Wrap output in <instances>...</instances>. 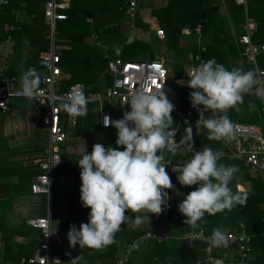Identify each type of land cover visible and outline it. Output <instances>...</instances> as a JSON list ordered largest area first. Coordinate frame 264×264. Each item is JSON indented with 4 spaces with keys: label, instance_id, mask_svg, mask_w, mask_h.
<instances>
[{
    "label": "trees",
    "instance_id": "16d2710c",
    "mask_svg": "<svg viewBox=\"0 0 264 264\" xmlns=\"http://www.w3.org/2000/svg\"><path fill=\"white\" fill-rule=\"evenodd\" d=\"M5 5L0 6V41L10 39L11 52L9 54V65L3 72L2 77L20 78L32 65H34L39 54L49 48L48 29L44 18V6L48 0H6ZM147 2V1H146ZM146 2L140 0L138 3L135 24H139L140 11L146 7ZM225 11L220 10L221 0H166V4L158 8H150V16L157 18L159 30L164 33L162 41L173 46L174 56L177 57L180 68L176 70L177 78H182L185 64L189 63L196 67L199 65L194 58L199 56L202 60L215 59L217 63L223 64L227 69L240 68L244 71H252V65L247 64L241 55L243 48L238 42L243 33L242 26L245 16L252 18L256 23V30L252 37L254 44H264V0H247L246 7L237 5L235 0H224ZM147 9V8H146ZM66 19L57 22V43L60 45L61 70L66 77L62 79L60 89L68 90L74 83H83L87 91L102 92L99 80L104 78V91L110 85L107 75V61L115 57L111 52H101L95 42H99L98 35L106 30H114L125 24L127 27L126 6L123 0H71L70 6L64 11ZM22 15V18H18ZM90 19L91 23L86 20ZM125 22V23H124ZM144 28L145 25H143ZM197 26L201 28L202 42L200 46H181L184 37L183 30L193 31ZM12 27V28H10ZM233 31V34L232 32ZM96 34L93 43L87 39ZM193 35V34H192ZM191 35V36H192ZM161 41V42H162ZM120 43H123L121 41ZM100 44V43H99ZM135 44L148 45L147 41L135 39L128 45L121 46L120 57L124 60H136L139 55L132 47ZM204 47V51L201 48ZM114 53V52H113ZM192 55L190 60L188 55ZM257 66L264 69V52L256 57ZM192 90L182 85L174 84L171 91V102L186 107L190 100ZM244 102L240 105V111L229 110V118L233 122L258 125L260 102L252 89L244 95ZM16 101V100H15ZM17 99L13 107L22 108ZM25 104V103H24ZM251 105V106H250ZM12 107L0 112V206L3 203L10 204L19 197L37 198L41 205H46L45 195H33L30 192L32 180L39 176L42 171L38 166L32 164V157H40L46 147V136L40 132V119L38 128L34 132V140L30 147H17L10 142V138L1 132L2 123L9 115ZM104 109L108 107L105 105ZM22 113V115H24ZM172 115V113H171ZM211 115V112H209ZM174 119L173 129L177 130L176 139L179 143L186 136L185 128L192 127V144L196 151H202L204 146L213 150L223 151L221 163L235 165L239 172L231 181L230 187L236 190L238 184L244 187L242 193H247L244 205H237L232 211L225 210L215 215L205 214L200 227L193 229L185 224L186 217L178 215V205L187 194L194 191L196 186H181L177 180V173L166 169L171 176L174 190H170L175 196V202L168 206L166 212L159 216L151 215L149 223L136 226L127 223L116 233L115 243L102 249H82L83 260L80 264H116L119 260V247H127L147 233H165L171 236L166 242H158L154 238L140 244V249L129 257L125 264H213L217 260H223L224 264H264V176L260 172L251 173L249 168L241 161L230 158L227 150L217 142L202 136L196 140L193 124L189 121L177 123ZM242 121V122H240ZM245 121V122H243ZM187 122V125L186 123ZM66 131V139L58 145L61 156L68 157L70 163L66 167H59L55 173L57 179L54 190L57 191L52 197L59 193L64 196V213L59 222L60 231L67 236L70 226L75 225L77 230L81 223L88 222L90 209L83 207L80 201V193L74 182L69 184L68 189L60 187L65 178H80L78 160L85 150L88 154L92 146L102 143L105 147H118L116 129H103L98 124V112L95 106L88 105L86 116L77 117L75 127ZM95 142V143H94ZM191 141L182 145L186 152H180L174 156L165 151V163L183 165L193 155L188 150ZM80 148L84 150L79 151ZM68 146H71L69 148ZM84 148H83V147ZM73 147V148H72ZM119 150L123 151L120 147ZM59 183V186L56 184ZM11 210V205L5 208V214L0 213V264H20L21 259L30 257L41 241V233L26 224V220L19 223H10L5 216ZM35 217L45 216L42 210L35 209ZM147 213H136L135 215H146ZM129 216H133L131 212ZM217 227H227L229 233H245L249 237L248 257L241 261L238 245L232 244L227 248L214 247L209 254L205 252V245L195 242L189 246L187 241L177 236L185 231L203 229L206 234L212 235V230ZM54 234V232H53ZM54 239V238H53ZM54 251L60 257L61 264H69L73 255L67 249L54 245ZM67 254V255H66ZM137 256V261H134Z\"/></svg>",
    "mask_w": 264,
    "mask_h": 264
},
{
    "label": "clouds",
    "instance_id": "9594fccd",
    "mask_svg": "<svg viewBox=\"0 0 264 264\" xmlns=\"http://www.w3.org/2000/svg\"><path fill=\"white\" fill-rule=\"evenodd\" d=\"M187 76V87L192 90V107L199 111L203 106L196 125L207 129L209 140L233 139L238 125L229 118L228 112L241 110L244 95L255 83L254 72L240 68L229 70L210 59L193 67ZM41 82L38 72L28 69L21 77V94L34 99L41 93ZM81 88V85L74 86L59 105V109L71 117L88 113L89 100ZM162 88L151 93L134 92L126 104L131 110L124 112L122 119L104 117V127L116 129L115 144L118 147L96 143L90 154L85 150L78 160L80 201L90 212L88 222L81 223L79 230L75 225L70 226L67 239L71 248L79 245L81 249L102 250L115 243L116 233L122 225L132 223L139 226L145 221L149 223L151 215L162 214L170 199L168 190H174L166 170L171 161L165 163L163 153L173 152L179 144L189 140L192 157L183 166L172 168V172L178 174L181 186H196L178 205V211L186 217L184 223L196 229L205 214L232 211L237 205L246 203L247 193L234 192L230 187L239 168L220 162L223 151L207 146L202 151H193L191 126L185 128L187 135L179 144L175 142L176 131L172 128L174 119L171 115L175 105ZM205 112H211V115L205 117ZM120 147L123 151L119 150ZM129 212L133 216H129ZM230 239L227 227L214 228L208 237L211 246L217 248H227ZM81 260L83 255L71 259L69 264H80ZM215 264H224V261L217 260Z\"/></svg>",
    "mask_w": 264,
    "mask_h": 264
},
{
    "label": "built area",
    "instance_id": "2783aa9c",
    "mask_svg": "<svg viewBox=\"0 0 264 264\" xmlns=\"http://www.w3.org/2000/svg\"><path fill=\"white\" fill-rule=\"evenodd\" d=\"M71 0H48L44 6V18L48 27V39L49 48L39 54L37 62L30 67L38 72L41 78L40 90L41 93L34 99L25 98L21 92V78H0V112L8 110V106L17 99L30 100L34 103V110L40 116L42 129L46 135V147L40 157L32 159V164L38 166L42 173L35 177L30 184V192L33 195H45L47 199H51L54 191V183L57 179L55 173L59 167H66L70 163L68 157H63L58 150V145L63 143L66 139V131L75 127L77 117H71L62 110L59 109L60 103L66 98V94L76 85H81V90L89 100L88 105L95 106L98 112V124L103 129L110 127H104V117H113V113L117 108L126 109L130 111V107L127 104L128 98L136 91L156 92L159 91L162 86V91L167 98L171 100V93L165 91V86L168 83V70L165 63L160 58L154 60L142 59V60H124L119 55L121 48L116 51V55L107 61V75L110 78V85L103 92H90L87 91L83 83H74L69 86L68 90L62 91L60 89L63 72L61 70V58H60V45L57 43V22L66 19L64 13L69 8ZM140 0H123L126 6L127 25L130 32L135 30V16L137 15L138 3ZM148 0H143L146 2ZM6 0H0V6L5 5ZM237 5H243L246 7L247 0H235ZM87 21H90L87 19ZM91 22V21H90ZM12 28V27H10ZM256 30V23L252 18L245 16L244 24L242 26V34L238 38V42L242 45V56L246 60L247 64L252 65V71L255 76V83L252 86V91L260 102L259 118L260 123L258 125H247L234 122L238 127L235 130V136L231 140H212L220 143L228 152L230 158L241 161L245 166L249 168L251 173L260 172L264 176V69L257 66L256 57L260 52H264V44H254L252 37ZM183 34L185 36L195 35L198 38L201 36V28L197 26L193 31L190 29H184ZM158 38L163 39L164 33L161 30L156 31ZM93 38L96 39V34H93ZM10 40L9 37L6 40L0 41V76L8 67V59L5 53L6 42ZM135 40L134 33L130 34L125 44H130ZM96 44L99 43L96 41ZM204 51V47L201 48ZM199 64L204 61L199 56L194 58ZM206 62V61H205ZM190 72V71H189ZM188 72V73H189ZM189 77L184 79L174 80L175 83L183 86H187ZM183 81V83H178ZM175 109L172 115L176 119L177 123L189 121L195 128L196 136L198 140L202 136L208 137V131L203 126H197L196 122L199 119V111H203V106H200L199 111L193 108L191 103L186 107H181L178 103H173ZM108 109L105 110L104 106ZM209 113L205 112V117ZM122 119V118H121ZM176 134L174 140L177 144ZM189 150V149H188ZM186 152V149L179 144L177 149L173 152H168L170 156H174L180 152ZM190 151V150H189ZM193 151H196L193 147ZM192 152V151H190ZM176 165L169 164L168 169L172 170ZM170 197L168 206L175 202L174 194L168 190ZM181 203V202H180ZM168 206L163 212L168 210ZM178 215L184 217L179 211ZM26 224L30 227L39 230L41 233V241L37 245L34 253L27 258H23L20 264H61L60 257L54 251L53 230L51 225V214L47 212L45 216L29 218L26 220ZM264 228V220H263ZM231 239L229 245H238L241 261L243 262L248 257L249 237L245 233H229ZM211 235L206 234L203 229L189 230L179 234L178 238L187 241L189 246H192L195 242H200L205 245V252L209 254L214 246H211L208 237ZM154 238L158 242H166L171 236L165 233H147L132 244L125 247V253L123 257H120L116 264H125L128 258L140 249V244L146 240ZM47 258L45 260L44 258ZM195 264H202L196 262Z\"/></svg>",
    "mask_w": 264,
    "mask_h": 264
},
{
    "label": "rangeland",
    "instance_id": "374dc122",
    "mask_svg": "<svg viewBox=\"0 0 264 264\" xmlns=\"http://www.w3.org/2000/svg\"><path fill=\"white\" fill-rule=\"evenodd\" d=\"M151 6H157V3H155L154 0L147 1L145 7L150 9ZM145 9L143 10V12H145ZM141 12L142 11H140V16L142 17L144 13L142 15ZM129 35H130V29L128 25L126 27L125 24L122 25V27H119L114 30H106L104 32H100V34L98 35L99 36L98 40L100 43L98 49L103 53L109 51L111 52V54H114L115 56L117 49L121 48V46L123 45H128L125 44V42ZM145 37L147 39L148 45L135 44L132 47L136 52H138L139 55L138 59L136 60H142V59L146 60L149 58L151 53H154L156 57H162L165 60L166 63L165 66L168 69V81L172 85V80L177 78V76H179V74L176 76V70H178L177 68H180L179 66L180 63L178 61L179 58L177 59V57H175L173 53V46L165 43L164 41L161 42L159 40H156V38H154L150 32L145 33ZM192 39H193L192 37L184 36L181 40L180 45L187 46L189 44V41H191ZM121 41H123V43H120ZM98 83L100 84V90L103 92L104 86L102 85L104 84V78L102 77ZM29 102L30 104H32L31 101ZM124 112H126L125 108L124 109L117 108L114 111V115L116 119L123 118ZM36 119L37 118H35L34 116V118H29L28 120H26V118H24L21 114L13 112L12 114H9L8 116L5 117V120L2 123L1 132L4 136L10 138V142L13 145L17 147H22V146L30 147L31 145H33L31 143V140H34L33 133L37 128ZM42 131L43 129L40 130L41 133ZM196 139L198 140L197 136ZM68 147L71 148V146ZM80 147L81 146L79 145L78 150L84 152V150L81 149ZM36 156L38 157V155ZM72 181L73 178H65L63 182L60 183V187L63 188L65 186L66 189H68L69 184ZM56 184L59 186V183ZM62 195L63 194L59 193L57 197L55 196L51 197L49 201L47 200L46 205L43 204V206L41 205V203H39V201L36 203L37 198L19 197L13 200L12 203L10 204L3 203L0 206V213L5 214V208L11 205V210L8 213V215L5 217L6 219H9L10 223H13L15 225L16 224L15 222L19 223L21 220H24L30 216L32 217L37 216L38 214H34L35 209L37 211L42 210L43 213L45 214L47 212H50L51 225H52V230L54 232L53 234L54 244L58 247H62L63 249L69 250V252L75 256H80L82 255V249L79 247V245H77L75 248H71L69 246V241L67 239V236L63 234L59 229V222L62 219L64 213V206H65L64 203L65 199L64 196ZM130 257H132V255Z\"/></svg>",
    "mask_w": 264,
    "mask_h": 264
},
{
    "label": "crops",
    "instance_id": "0c3cea01",
    "mask_svg": "<svg viewBox=\"0 0 264 264\" xmlns=\"http://www.w3.org/2000/svg\"><path fill=\"white\" fill-rule=\"evenodd\" d=\"M148 1H150V0H148ZM154 2L155 3H157V6H151L150 8H158V7H162V6H164L165 4H166V0H154ZM69 6H70V3H69ZM147 8V7H146ZM149 8H147V9H145V12H143V10H142V12H141V14L143 15V13H144V15L141 17L140 16V19H139V24H137L136 26H135V30H134V32H130V34H132V33H134V38L135 39H140V40H144V41H147V39H146V37H145V33H147V32H150L151 33V35H153V37L154 38H156V40H159V41H162V40H160V39H158L157 38V35H156V31L159 29V23H158V20H157V18L156 17H154V16H150V14H149ZM220 10H222V11H225V6H224V0H221V8H220ZM139 11H141V10H139ZM18 18H22V15H18L17 16ZM90 20V19H89ZM87 21V20H86ZM91 21V20H90ZM90 21H87V22H89V23H91ZM143 25H145V27L146 28H144V26ZM47 29H48V27H47ZM149 30H151V31H149ZM232 32V34H233V31H231ZM185 36V35H184ZM128 37H130V35L128 36ZM127 37V38H128ZM186 37H192L193 39L191 40V41H189V44L188 45H196V46H200V45H202L201 44V42H202V37L200 36V38H198L197 36H195V35H190V36H186ZM91 37H89L88 39H87V42L88 43H93L94 44V38H93V36H92V38L90 39ZM127 40V39H126ZM99 43V42H98ZM95 44H96V42H95ZM97 45V44H96ZM100 45V44H99ZM99 45H97V46H99ZM187 45V46H188ZM10 52H11V48H10V40H8L7 42H6V46H5V53H6V56H7V59H8V65H9V54H10ZM153 54V56H154V58H160V59H162L163 61H164V63H165V60L162 58V57H156L155 55H154V53H152ZM188 57H189V59L191 60L192 59V55L191 54H189L188 55ZM166 64V63H165ZM193 68V66H191L189 63H187V64H185V66H184V69H183V77L182 78H178V79H173L172 80V85L169 83V81H168V83H169V86L171 87V91H172V86L174 85V84H177V83H175L174 82V80H179V79H184V78H186L187 77V73L191 70ZM168 70V69H167ZM63 72V71H62ZM22 77V76H21ZM20 77V78H21ZM64 77H66V74H64L63 73V78ZM0 78H4V77H2V75L0 76ZM177 85H179V84H177ZM183 86V85H182ZM184 87H187V86H184ZM21 100H23V99H21ZM17 101V100H16ZM16 101L14 100L11 104H10V107H12V109H11V112L9 113V114H12L13 112H16V113H19V114H21L22 115V113H24V111L22 112V108L21 109H19V108H16V107H13V105H14V103H16ZM24 101V103H22L21 101H19V104L20 105H24L25 106V113H24V115H22L24 118H26V120H28L29 118H34V116H35V118H37L36 120H37V128H38V119H40V116L35 112V110H34V103L32 102V104H30V100H23ZM8 116V115H7ZM115 115H114V113H113V117H114ZM116 118V117H115ZM260 119V118H259ZM115 120H117V119H115ZM40 127H42V125H41V119H40ZM36 128V129H37ZM42 129V128H41ZM111 129H113V127H111ZM36 131V130H35ZM34 134V133H33ZM197 140V139H196ZM198 141V140H197ZM33 158H35V157H32V159ZM78 179H80V178H78ZM72 182H74V179H73V181ZM237 186H239V187H237ZM236 186V188H237V190L238 191H243L244 190V187L242 186V185H240V184H238ZM239 188H241V189H239ZM56 191H57V189H56ZM55 192V191H54ZM36 196V195H35ZM35 217V216H34ZM34 217H30V218H34ZM179 236V235H178ZM177 236V237H178ZM121 253H122V255L124 256V253H125V247H122V246H120L119 247V252H118V256L119 257H123L122 255H121ZM133 260L134 261H137V256H134V258H133ZM216 262V261H215ZM215 262L213 263V264H215Z\"/></svg>",
    "mask_w": 264,
    "mask_h": 264
},
{
    "label": "water",
    "instance_id": "95a60500",
    "mask_svg": "<svg viewBox=\"0 0 264 264\" xmlns=\"http://www.w3.org/2000/svg\"><path fill=\"white\" fill-rule=\"evenodd\" d=\"M148 59H149V60H154V59H155L152 53L150 54V56H149ZM165 91H166L167 93H171V87H170L169 85H166V86H165ZM74 184L77 185L78 192L80 193V187H81V181H80V179H78V178L75 179V180H74ZM56 189H57V188H56ZM56 189L54 190L55 192H56ZM55 192H54V193H55ZM47 200L49 201V199H47Z\"/></svg>",
    "mask_w": 264,
    "mask_h": 264
}]
</instances>
